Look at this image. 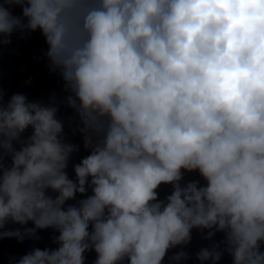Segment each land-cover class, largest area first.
<instances>
[{"label": "clouds", "instance_id": "clouds-1", "mask_svg": "<svg viewBox=\"0 0 264 264\" xmlns=\"http://www.w3.org/2000/svg\"><path fill=\"white\" fill-rule=\"evenodd\" d=\"M36 32L65 95L0 87V240L57 247L10 264H183L193 230L264 264V0H0V50Z\"/></svg>", "mask_w": 264, "mask_h": 264}, {"label": "water", "instance_id": "water-1", "mask_svg": "<svg viewBox=\"0 0 264 264\" xmlns=\"http://www.w3.org/2000/svg\"><path fill=\"white\" fill-rule=\"evenodd\" d=\"M20 9H13L14 14L19 15ZM11 45L3 47L0 50V87L5 92V102L16 93H22L28 97L30 101H44L54 94L59 96L65 95L62 91L63 82L56 74H50L47 68V60L41 59L42 54L47 49V44L40 32L32 33L26 38L22 39L19 33L13 34L11 37ZM31 79V83L28 81ZM71 110L65 107H61V111L58 114L59 118L67 121V117L70 116ZM65 132L67 133L68 140L72 143L80 145V152L74 153L67 169L70 178H74L75 173L73 165L79 163L80 160L89 155L90 152L83 148V138L78 133L72 134V128L68 126L66 122ZM31 134L29 129L25 136ZM198 173H191L185 175V180H200ZM203 183V181L201 180ZM171 186L162 185L159 189V195L161 199H164L166 195L170 194ZM89 194H91L89 190ZM83 197L77 196V199ZM71 201L70 203H74ZM31 222L28 227H32ZM21 227L20 225H9V228ZM38 235L41 237L39 241L33 239H26L23 243L17 241L15 238H5L0 240V264H10L11 258H20L27 254L34 248H48L57 247L52 242V236L58 235L52 229L40 230ZM223 238V234H217L213 241L202 239L197 230H193V239L190 246L185 249L191 255V259L183 262V264H200L196 259V252L202 247L209 246L212 242H218ZM175 249L172 251H179ZM264 250V249H262ZM172 252H169L171 255ZM86 264H92L96 258L95 252L87 253ZM168 264V261H165ZM219 264H232V259L229 255L225 254Z\"/></svg>", "mask_w": 264, "mask_h": 264}]
</instances>
